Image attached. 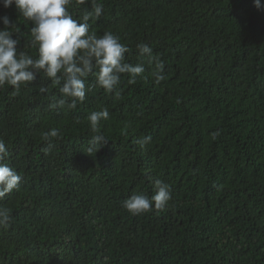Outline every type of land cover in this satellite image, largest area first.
Wrapping results in <instances>:
<instances>
[{
  "label": "trees",
  "instance_id": "trees-1",
  "mask_svg": "<svg viewBox=\"0 0 264 264\" xmlns=\"http://www.w3.org/2000/svg\"><path fill=\"white\" fill-rule=\"evenodd\" d=\"M0 264H264V0H0Z\"/></svg>",
  "mask_w": 264,
  "mask_h": 264
}]
</instances>
